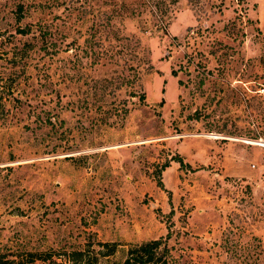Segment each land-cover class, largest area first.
Listing matches in <instances>:
<instances>
[{
    "label": "rangeland",
    "instance_id": "1",
    "mask_svg": "<svg viewBox=\"0 0 264 264\" xmlns=\"http://www.w3.org/2000/svg\"><path fill=\"white\" fill-rule=\"evenodd\" d=\"M1 82L0 250L264 264V0H0Z\"/></svg>",
    "mask_w": 264,
    "mask_h": 264
},
{
    "label": "trees",
    "instance_id": "2",
    "mask_svg": "<svg viewBox=\"0 0 264 264\" xmlns=\"http://www.w3.org/2000/svg\"><path fill=\"white\" fill-rule=\"evenodd\" d=\"M5 82L0 83V114L4 106L3 90ZM143 96V95H141ZM178 160L183 163L181 158ZM162 184V180H158ZM169 233L163 237L151 238L141 242L131 243L126 250L121 264H174L171 259L170 247L167 243ZM109 245L105 254L112 253L116 248V243ZM40 259V253L36 251H25L24 253L0 250V264H36ZM97 257L84 260L83 264H96Z\"/></svg>",
    "mask_w": 264,
    "mask_h": 264
}]
</instances>
